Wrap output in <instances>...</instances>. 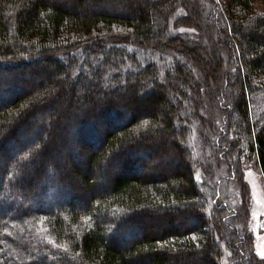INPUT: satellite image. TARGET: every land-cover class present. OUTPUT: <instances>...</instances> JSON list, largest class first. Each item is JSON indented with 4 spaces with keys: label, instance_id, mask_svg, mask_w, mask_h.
I'll return each mask as SVG.
<instances>
[{
    "label": "trees",
    "instance_id": "16d2710c",
    "mask_svg": "<svg viewBox=\"0 0 264 264\" xmlns=\"http://www.w3.org/2000/svg\"><path fill=\"white\" fill-rule=\"evenodd\" d=\"M222 1L0 0L13 79L0 89V264H264L220 189L236 146L264 180V0ZM205 23L222 44L209 96L224 101L214 144L230 172L217 179L197 166L195 113L180 112ZM46 66L55 76L20 89Z\"/></svg>",
    "mask_w": 264,
    "mask_h": 264
},
{
    "label": "rangeland",
    "instance_id": "374dc122",
    "mask_svg": "<svg viewBox=\"0 0 264 264\" xmlns=\"http://www.w3.org/2000/svg\"><path fill=\"white\" fill-rule=\"evenodd\" d=\"M218 1L219 4H221L222 6L223 1ZM206 26L207 25L205 23L202 24L199 28L202 32L200 36L196 35V37L193 39L192 37H190V42H194V45L199 43L197 47V53L200 57L198 58V61L197 59H195V64L199 67H196L197 69L195 72L191 71L192 77L191 80H189L190 85L187 87V89H190L192 91V94L189 96H187V93L185 94L186 98L182 100V105L185 108H183V110L180 112L182 113L181 115L188 117L194 115L195 113V119L192 123L195 126L197 123H200V125L194 127L195 130L193 131V137L194 141L199 146V150L197 151L199 152L198 155L202 157V159L199 160L197 166L198 168H203L205 166V168L209 170V173L215 176V179H217L220 178L222 174L228 175V172H230L229 167L227 166V163L224 160L225 157L221 158L219 155V151L221 152L222 150H219L216 147L217 145L215 146L214 144L216 139L215 135H218V132H220V128L223 125L222 121H224L225 110H223V108L220 106V102L223 103L224 101H221V99L219 100V95L216 96V98H212L214 102L212 103V96H209V93L211 91L214 94V92L218 90V81L216 74H214L213 71H210V69L211 65L215 61H217L218 58L215 52L216 48H222V44H220V42H213V39L210 37V33L208 32V30H206ZM190 32L194 33V30H190ZM220 53V58H223L222 52ZM43 69L45 71V74H41L36 78H33L30 75H25L23 78H21L18 81L20 89H29V87L38 86L39 84H43L46 78H48L49 76H55L54 69L52 67L46 66V68L43 67ZM29 70L30 69H27V71ZM3 74L4 73L2 72L0 73V89L5 90L8 88V82L13 79H11L12 77L10 73H7V75ZM225 75H223V77H225ZM196 87H198V90L200 91L198 97L197 93L195 92ZM62 99L65 100V98L63 97ZM196 100H200V104L197 103ZM185 104L186 106H184ZM197 118H200L199 121L197 120ZM204 123L205 125H202ZM198 127H200L201 130L200 135ZM24 137L26 139H30L31 133H26ZM25 138H23L22 140L23 143L27 142ZM227 139L229 141L235 142V132H229L227 134ZM222 142L223 140L221 141V145ZM56 145H52L50 147V151L51 149H56ZM160 157H162L163 159V166H166L167 169L175 167L172 165L173 161H170L168 156L166 157L165 155H161ZM228 157L233 158L231 161H233L234 168L236 169L235 171H233L234 175L231 178H223V180L221 181L220 189L222 192V197L230 205L241 208L240 221L245 227L248 228L249 234L252 235V250L258 258L264 259V257L260 255L261 252H264V180L260 168L257 165L255 156L246 151L241 150V148L237 146L231 150V152L228 154ZM152 160H146L147 167H145L143 173L156 175L155 169L159 168V165H161L162 163L158 161L151 163ZM138 162H141L140 159L133 162L134 167L138 165L137 169L142 166L141 163ZM56 163L60 169L65 168L68 170L71 168V162L67 158L59 159L56 161ZM238 170H240L241 172H239ZM93 173L96 174L97 172L93 170ZM96 175L98 176V174ZM80 181L81 180L78 178L73 179V182L71 181V184L72 186H75L76 184H80ZM103 185L104 183L100 187H96L95 190H97V192L102 191L103 187L105 186ZM59 201L61 202L63 200L59 199ZM191 222L193 223L192 225L197 224V221L195 219ZM117 237H119V235ZM230 255L231 254L228 251V262L232 263V258L230 257Z\"/></svg>",
    "mask_w": 264,
    "mask_h": 264
},
{
    "label": "snow or ice",
    "instance_id": "6c2138e0",
    "mask_svg": "<svg viewBox=\"0 0 264 264\" xmlns=\"http://www.w3.org/2000/svg\"><path fill=\"white\" fill-rule=\"evenodd\" d=\"M260 255H261L262 257H264V252H261Z\"/></svg>",
    "mask_w": 264,
    "mask_h": 264
}]
</instances>
